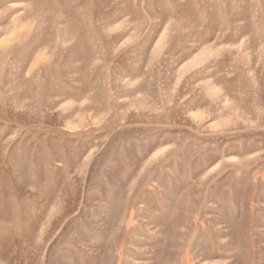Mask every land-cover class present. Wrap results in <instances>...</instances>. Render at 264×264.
<instances>
[{
  "label": "rangeland",
  "instance_id": "1",
  "mask_svg": "<svg viewBox=\"0 0 264 264\" xmlns=\"http://www.w3.org/2000/svg\"><path fill=\"white\" fill-rule=\"evenodd\" d=\"M0 264H264V0H0Z\"/></svg>",
  "mask_w": 264,
  "mask_h": 264
}]
</instances>
